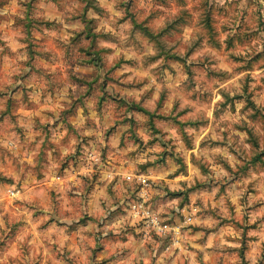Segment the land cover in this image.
I'll list each match as a JSON object with an SVG mask.
<instances>
[{
	"label": "clouds",
	"instance_id": "1",
	"mask_svg": "<svg viewBox=\"0 0 264 264\" xmlns=\"http://www.w3.org/2000/svg\"><path fill=\"white\" fill-rule=\"evenodd\" d=\"M0 264H264V0H0Z\"/></svg>",
	"mask_w": 264,
	"mask_h": 264
}]
</instances>
